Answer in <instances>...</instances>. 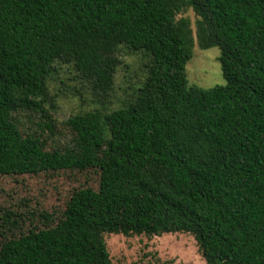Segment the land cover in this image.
Masks as SVG:
<instances>
[{"label": "trees", "instance_id": "trees-1", "mask_svg": "<svg viewBox=\"0 0 264 264\" xmlns=\"http://www.w3.org/2000/svg\"><path fill=\"white\" fill-rule=\"evenodd\" d=\"M187 9L223 86H188ZM122 47L147 54V77L120 108L70 117L74 150L23 134L20 113L52 122L58 63L109 94ZM90 168L98 189L0 245V264H111V232H185L207 264H264V0H0V176Z\"/></svg>", "mask_w": 264, "mask_h": 264}, {"label": "rangeland", "instance_id": "rangeland-1", "mask_svg": "<svg viewBox=\"0 0 264 264\" xmlns=\"http://www.w3.org/2000/svg\"><path fill=\"white\" fill-rule=\"evenodd\" d=\"M180 18L190 21L194 35L192 57L186 66L188 86L201 89L223 86L220 50L199 47L196 39L198 17L192 9L185 10ZM119 58L122 65L109 94L95 91L80 78L72 64L58 63L59 72L49 86L54 104L50 111L52 122L42 121L40 114L27 116L20 113L16 119L23 134L40 138L47 150H74V134L67 126V120L103 106L111 110L120 108L147 77L145 52L122 47ZM99 180L100 171L96 168L0 176V245L31 231L56 225L73 193L80 188L97 190ZM43 213L51 218H44ZM104 239L111 264H207L195 238L185 232L161 235L111 232L105 233Z\"/></svg>", "mask_w": 264, "mask_h": 264}]
</instances>
